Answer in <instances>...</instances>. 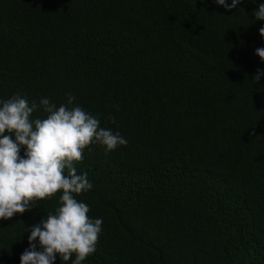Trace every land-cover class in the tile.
Here are the masks:
<instances>
[{"label":"trees","instance_id":"1","mask_svg":"<svg viewBox=\"0 0 264 264\" xmlns=\"http://www.w3.org/2000/svg\"><path fill=\"white\" fill-rule=\"evenodd\" d=\"M262 3L0 0V100L71 94L127 140L75 163L93 187L74 196L103 221L82 264H264ZM60 195L0 220V264Z\"/></svg>","mask_w":264,"mask_h":264},{"label":"clouds","instance_id":"2","mask_svg":"<svg viewBox=\"0 0 264 264\" xmlns=\"http://www.w3.org/2000/svg\"><path fill=\"white\" fill-rule=\"evenodd\" d=\"M215 3L231 10L241 0ZM253 16L264 21V3ZM258 34L264 39V26ZM255 55L264 62V47L255 49ZM261 76L264 71L257 69L252 80L258 83ZM66 95L67 102L60 106L48 98L29 102L21 93L0 100V220L23 214L35 201L62 192L54 212L31 227L20 264H55L57 256L63 262L82 264L96 252L103 221L90 218L89 206L74 196L93 187L86 172L77 174L75 163L83 160L90 145L106 152L127 145L119 132L100 127L96 116L74 105L75 96ZM37 111L45 113V118L34 117Z\"/></svg>","mask_w":264,"mask_h":264}]
</instances>
